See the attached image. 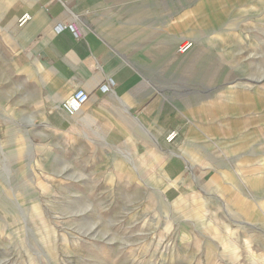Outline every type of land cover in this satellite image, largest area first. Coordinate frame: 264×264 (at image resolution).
Here are the masks:
<instances>
[{"label": "rangeland", "instance_id": "374dc122", "mask_svg": "<svg viewBox=\"0 0 264 264\" xmlns=\"http://www.w3.org/2000/svg\"><path fill=\"white\" fill-rule=\"evenodd\" d=\"M211 1L133 0V10L122 14L128 19L124 30L129 44L147 51L141 64L149 66L141 71L155 88L176 105H185L193 125L200 124L203 132L210 129L208 136L214 130L221 149L216 158L228 159L256 139L241 163L250 167L241 171V179L252 177L254 183L245 192L247 204L238 206L235 199L210 205V229L203 211L196 210L188 217L203 231L195 229L161 206L156 199L161 195L152 194L145 180L131 182L124 176L104 180L100 156L110 151L85 141L65 146L63 140H54L53 164H30L27 159L16 165L14 158L0 162V217L8 224L1 222L0 264H264V0ZM201 3L207 9L213 5L216 14L210 20L199 18ZM192 6L198 7L196 18L188 21ZM198 26L218 30L223 26L224 31L244 35L226 36V41H219L224 46L202 52L194 61L198 50L194 45L195 50L184 56L178 47L174 53L166 50L167 35L181 37L184 30L193 34ZM5 72L7 76L0 73V124L8 112L12 132H21L31 117L24 115V96L15 75L9 67ZM230 90L236 110L228 107ZM257 94L262 97L255 100ZM218 129L224 132L220 135ZM235 135L241 142L253 140L238 144L230 141ZM242 156L232 155L231 160L236 165ZM209 157L215 158L211 152ZM143 159L137 167L140 176L149 177L155 168ZM211 168L208 172L218 169L234 178L226 163ZM222 189L227 192L231 187ZM224 196L214 199L224 201ZM185 230L188 240L179 242ZM244 242L246 251L230 252L231 246Z\"/></svg>", "mask_w": 264, "mask_h": 264}, {"label": "crops", "instance_id": "0c3cea01", "mask_svg": "<svg viewBox=\"0 0 264 264\" xmlns=\"http://www.w3.org/2000/svg\"><path fill=\"white\" fill-rule=\"evenodd\" d=\"M132 1L0 0V73L7 76L5 70L8 67L12 70L24 96V115L31 117L23 131L12 132L15 128L11 129L10 113L6 111L3 115L7 117L0 124V162L14 158L16 165L27 159L30 164H53L54 140H63L65 146L92 143L110 151L105 157L100 156L104 180L124 176L134 182L141 178L152 194L161 195V199L156 197L161 206L182 216L180 221L184 225L202 230L188 217L201 209L210 229L213 227L207 214L210 205H225L235 199L239 200L238 206L247 204L245 192L254 183H250L252 177L241 179V171L247 168L241 163L256 139L241 142L237 134L233 136L230 141L238 144L252 141L247 149L232 153L243 154L236 165L232 155L229 160L216 158L220 147L215 139H220L214 130L208 136L209 128L203 132L198 127L200 124L193 125L185 105L171 102L141 71L149 66L141 64L145 60L142 54L147 55V51L129 44L124 30L128 19L122 15L133 10ZM211 6L207 9L201 3L199 18L210 20L211 14H216ZM192 9L186 13L188 21L196 18L198 7ZM26 14L31 19L20 25ZM184 18H180L181 23ZM184 24L180 25L184 27ZM196 28L193 34L184 30L188 34L184 35L183 31L181 37L167 35L166 50L174 53L180 42L192 41L194 48H198L194 61L201 57L200 53H213L216 47L224 46L219 41H226V36L235 39L244 35L224 31L223 26L220 30ZM108 85L110 89L103 91ZM78 90L85 91L88 100L80 111L70 116L61 104ZM233 93L230 90L226 94L230 110L237 109ZM260 97L257 94L254 99ZM172 131H176L177 137L169 142L167 138ZM193 132L196 136L192 138ZM217 132L221 135L224 130ZM210 152L215 158L209 157ZM140 158L148 159L145 163L153 165L154 174L140 176L137 167ZM224 163L235 179L222 175L218 169L208 172L211 167H223ZM259 164L262 172L260 159ZM140 168L145 171L143 166ZM237 168L241 169L239 174ZM229 186L231 190L227 192L222 189ZM222 191L226 192L225 196ZM219 195L225 197L224 201L215 200ZM184 240H188L186 230L180 234L179 242ZM244 245L245 242L241 247L231 246L230 252L245 250Z\"/></svg>", "mask_w": 264, "mask_h": 264}, {"label": "built area", "instance_id": "2783aa9c", "mask_svg": "<svg viewBox=\"0 0 264 264\" xmlns=\"http://www.w3.org/2000/svg\"><path fill=\"white\" fill-rule=\"evenodd\" d=\"M31 19V16L29 14L24 15L20 19V25H25L29 20ZM193 42L189 40L182 41L178 46V52L182 55H185L189 53L193 48ZM110 89V85L104 86L103 91H108ZM88 100V94L83 90L76 91L71 97L63 101L61 104V108L65 113L72 116L76 114L80 109L83 107V105ZM177 137L176 131H172L168 136V141L172 142Z\"/></svg>", "mask_w": 264, "mask_h": 264}, {"label": "bare ground", "instance_id": "6f19581e", "mask_svg": "<svg viewBox=\"0 0 264 264\" xmlns=\"http://www.w3.org/2000/svg\"><path fill=\"white\" fill-rule=\"evenodd\" d=\"M226 97V96H225ZM263 166V165H262ZM264 169V168H263ZM263 171V170H262ZM1 222H6L7 224V221L5 220L4 217H0V229H1ZM8 225V224H7ZM233 251H236V248H233ZM254 260V259H253Z\"/></svg>", "mask_w": 264, "mask_h": 264}]
</instances>
